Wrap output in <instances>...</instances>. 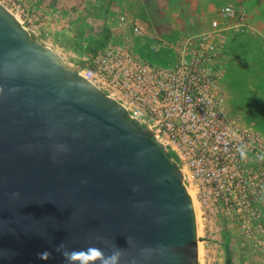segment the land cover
Here are the masks:
<instances>
[{"label":"water","instance_id":"obj_1","mask_svg":"<svg viewBox=\"0 0 264 264\" xmlns=\"http://www.w3.org/2000/svg\"><path fill=\"white\" fill-rule=\"evenodd\" d=\"M81 68L0 2V264H200L178 161Z\"/></svg>","mask_w":264,"mask_h":264},{"label":"built area","instance_id":"obj_2","mask_svg":"<svg viewBox=\"0 0 264 264\" xmlns=\"http://www.w3.org/2000/svg\"><path fill=\"white\" fill-rule=\"evenodd\" d=\"M45 1L0 0L33 37L49 18ZM232 19L236 31L249 32L246 10L224 5L208 29L173 42L176 58L171 65L138 58L123 36L121 42L99 47L79 72L120 101L132 118L153 130L157 142L175 153L194 205L196 199L209 208L220 203L264 250V132L226 113L220 87L225 31L230 28L221 21ZM120 25L125 31V22ZM145 27L139 19L134 31L142 34Z\"/></svg>","mask_w":264,"mask_h":264},{"label":"rangeland","instance_id":"obj_3","mask_svg":"<svg viewBox=\"0 0 264 264\" xmlns=\"http://www.w3.org/2000/svg\"><path fill=\"white\" fill-rule=\"evenodd\" d=\"M227 4L246 10L251 27L241 32L232 27L235 19L221 21L230 27L220 82L225 111L242 125L264 124V0H46L49 18L34 37L71 66L89 60L88 43L103 42L106 30L108 42L125 36L143 58L175 61L173 42L208 29ZM139 19L147 24L142 34L134 31ZM195 208L200 264H264L263 248L249 238L236 214L226 213L220 203L209 208L197 199Z\"/></svg>","mask_w":264,"mask_h":264},{"label":"trees","instance_id":"obj_4","mask_svg":"<svg viewBox=\"0 0 264 264\" xmlns=\"http://www.w3.org/2000/svg\"><path fill=\"white\" fill-rule=\"evenodd\" d=\"M109 37H110L109 32L106 30L105 35L103 37V42H94V43L90 42V43H88V48L86 49L87 50V53L88 54L91 53L92 56H95L96 53H97V49L99 47H102L105 44H107V42L109 40ZM92 56L91 55L89 56V60L92 59ZM136 56L138 58L145 59V60L149 61L152 64L171 65L172 63H174V61H172V59L166 61L164 58L163 59H158V58H143V57L139 56L137 53H136ZM89 60H87V61H81L80 62L81 63V66L84 65V64H86ZM254 127L256 129L264 132V124H260V125L259 124H256ZM169 153H170V155L172 157H174L177 160V157H176V155H175V153L173 151L170 150Z\"/></svg>","mask_w":264,"mask_h":264},{"label":"clouds","instance_id":"obj_5","mask_svg":"<svg viewBox=\"0 0 264 264\" xmlns=\"http://www.w3.org/2000/svg\"><path fill=\"white\" fill-rule=\"evenodd\" d=\"M241 156L244 157V156H245V153L241 152ZM262 159H264V157H262ZM61 249H64V246H63V245H60V246L57 248V251H61ZM50 255H51V253L48 252V251H44V252L38 254L39 258H40V259H43V260L48 259V258L50 257ZM62 255H63V256L65 257V259L68 261V264H72V261H73V260H76V259H74V257L80 255V252L77 253V254H75V255H73V253H71V252H69V251H67V250H64V251L62 252ZM93 255H94V256L97 255V252L94 251V250H93ZM111 259H112L113 261H115V260L117 259V257H116V256H113V257H111Z\"/></svg>","mask_w":264,"mask_h":264}]
</instances>
